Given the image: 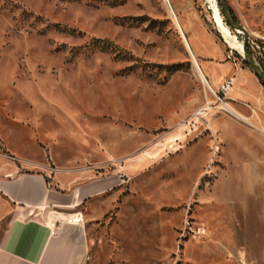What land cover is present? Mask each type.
I'll use <instances>...</instances> for the list:
<instances>
[{
    "label": "rangeland",
    "instance_id": "obj_1",
    "mask_svg": "<svg viewBox=\"0 0 264 264\" xmlns=\"http://www.w3.org/2000/svg\"><path fill=\"white\" fill-rule=\"evenodd\" d=\"M108 1L0 0V165L111 183L79 209L86 264H264V86L242 32L219 0ZM226 1L264 69V0Z\"/></svg>",
    "mask_w": 264,
    "mask_h": 264
},
{
    "label": "crops",
    "instance_id": "obj_2",
    "mask_svg": "<svg viewBox=\"0 0 264 264\" xmlns=\"http://www.w3.org/2000/svg\"><path fill=\"white\" fill-rule=\"evenodd\" d=\"M206 69L218 84L213 67ZM26 166L0 165V264H86L89 245L79 209L111 183Z\"/></svg>",
    "mask_w": 264,
    "mask_h": 264
},
{
    "label": "water",
    "instance_id": "obj_3",
    "mask_svg": "<svg viewBox=\"0 0 264 264\" xmlns=\"http://www.w3.org/2000/svg\"><path fill=\"white\" fill-rule=\"evenodd\" d=\"M220 6H221V12L223 14V17L226 21V23L229 25V27L232 30H237L242 32L243 34V44H242V50H243V59L247 62L249 65L250 69L253 71V73L257 76V78L264 84V72L263 70L256 64L252 53L248 49L247 46V40L249 38V33L247 29L241 25L240 23L234 21L231 17V14L228 10V5L226 0H219ZM189 52V51H188ZM190 56L192 55L189 53ZM192 57V56H191Z\"/></svg>",
    "mask_w": 264,
    "mask_h": 264
},
{
    "label": "built area",
    "instance_id": "obj_4",
    "mask_svg": "<svg viewBox=\"0 0 264 264\" xmlns=\"http://www.w3.org/2000/svg\"><path fill=\"white\" fill-rule=\"evenodd\" d=\"M256 42H257L256 39H251V38H248V41H247L250 48H253V49H255V47L259 48V45ZM232 85H233V78L225 80L223 83H221L218 87V93L220 94L218 95V99L222 101L221 95L222 97L226 96V94L228 93Z\"/></svg>",
    "mask_w": 264,
    "mask_h": 264
},
{
    "label": "trees",
    "instance_id": "obj_5",
    "mask_svg": "<svg viewBox=\"0 0 264 264\" xmlns=\"http://www.w3.org/2000/svg\"><path fill=\"white\" fill-rule=\"evenodd\" d=\"M108 2H109V4H119L120 0H119V1H117V0H109ZM228 10H229V12H230V14H231L232 19H233V20H236L235 17H234V15H233V13L231 12V9H230L229 7H228ZM247 46H248V49L250 50V52L252 53L253 58H254V54H253V52H252V50H251V48H250V46H249L248 43H247ZM255 62L257 63V65H258V66L263 70V72H264V69L258 64V62H257L256 60H255ZM178 69H179V67H178L177 64H174V65H172V66L169 67V70H170L171 72L176 71V70H178ZM261 83H262V82H261ZM262 85L264 86L263 83H262Z\"/></svg>",
    "mask_w": 264,
    "mask_h": 264
},
{
    "label": "bare ground",
    "instance_id": "obj_6",
    "mask_svg": "<svg viewBox=\"0 0 264 264\" xmlns=\"http://www.w3.org/2000/svg\"><path fill=\"white\" fill-rule=\"evenodd\" d=\"M216 12H217V11H216ZM219 19H220V18H219ZM185 42H186V41H185ZM186 45H187V43H186ZM195 64H196V62H195ZM196 67H197V72L199 73V75H200L202 81H203L204 83H206V85H208L209 88H212V87L210 86V84L207 82V80L204 78L203 74H202V73L200 72V70L198 69L197 64H196ZM224 106H225L228 110H230V111H231L236 117H238L239 119H243V116H242L240 113H238L236 110H234V108H233L230 104L225 103Z\"/></svg>",
    "mask_w": 264,
    "mask_h": 264
}]
</instances>
